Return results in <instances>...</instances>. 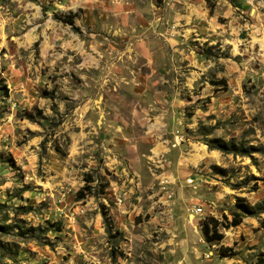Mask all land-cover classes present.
<instances>
[{
    "label": "rangeland",
    "instance_id": "obj_1",
    "mask_svg": "<svg viewBox=\"0 0 264 264\" xmlns=\"http://www.w3.org/2000/svg\"><path fill=\"white\" fill-rule=\"evenodd\" d=\"M262 221L264 0H0V264H256Z\"/></svg>",
    "mask_w": 264,
    "mask_h": 264
},
{
    "label": "trees",
    "instance_id": "obj_2",
    "mask_svg": "<svg viewBox=\"0 0 264 264\" xmlns=\"http://www.w3.org/2000/svg\"><path fill=\"white\" fill-rule=\"evenodd\" d=\"M65 23H69V24H73V20H69V21H63ZM220 84H222L223 86H225V81L220 80L219 81ZM218 84V83H217ZM87 183L92 182L91 177L87 176ZM78 198H83V195H81V192H78ZM241 199H238L237 201H240ZM243 219V215H241L240 213H234L233 217L231 219L230 222H228L225 226L222 225L221 222H219L218 220L214 219V218H210L208 221L202 223L201 225V233L203 235V238L205 239V242L207 243H212V242H219L223 239V235L218 231V228L220 226H222L225 229H228L230 227H237L240 225L241 221ZM261 225L264 226V221L261 222ZM220 256L221 257H230L233 256L234 253H231V249L228 248H220ZM256 264H264V259H257Z\"/></svg>",
    "mask_w": 264,
    "mask_h": 264
},
{
    "label": "built area",
    "instance_id": "obj_3",
    "mask_svg": "<svg viewBox=\"0 0 264 264\" xmlns=\"http://www.w3.org/2000/svg\"><path fill=\"white\" fill-rule=\"evenodd\" d=\"M201 211V209H198V211L197 212H200Z\"/></svg>",
    "mask_w": 264,
    "mask_h": 264
}]
</instances>
